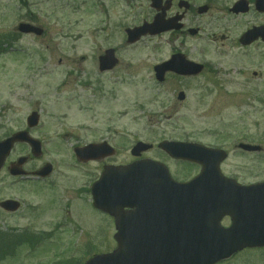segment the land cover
<instances>
[{
	"label": "rangeland",
	"instance_id": "obj_1",
	"mask_svg": "<svg viewBox=\"0 0 264 264\" xmlns=\"http://www.w3.org/2000/svg\"><path fill=\"white\" fill-rule=\"evenodd\" d=\"M125 1L0 0L4 49L0 50V140L26 128L27 116L38 111L40 126L34 136L43 140L44 152L25 168L33 171L46 162L54 166L45 181L20 183L11 177L7 165L30 152L17 145L7 158L0 172V201L17 198L22 207L15 213L0 208V264H83L94 253L116 247L111 220L91 207L88 190L101 168L80 164L73 152L77 144L100 141L111 132L124 133L127 148L112 159L116 162L138 159L131 150L139 141L157 144L167 139L223 147L246 136L264 145V95L255 96L248 90L246 75L232 68L212 73L217 84L209 82L207 90L192 86L185 104L173 98L171 91L154 90L149 81L152 65L165 58L171 46L154 49L161 45L160 39H153L149 47L128 49L130 83L121 88L109 82L112 76L89 68L93 52L98 46L105 48L109 32L120 39L119 29L110 30L106 12L112 7L115 13L120 11ZM135 1L138 5L140 0ZM113 20L118 24L116 16ZM21 22L42 27L43 35L18 32ZM5 40L11 45H5ZM215 48L214 44L209 48L214 65L233 64L226 57L217 60ZM263 80L264 75L251 78L258 87ZM151 155L166 163L175 179L186 180L199 171L196 165L162 153ZM252 163H258L256 169ZM260 163L264 155H244L230 148L224 171L237 176L238 172L242 181L262 180L264 165ZM222 264H264V249H246Z\"/></svg>",
	"mask_w": 264,
	"mask_h": 264
},
{
	"label": "water",
	"instance_id": "obj_2",
	"mask_svg": "<svg viewBox=\"0 0 264 264\" xmlns=\"http://www.w3.org/2000/svg\"><path fill=\"white\" fill-rule=\"evenodd\" d=\"M165 28L164 22L156 18L153 24L129 30V41ZM20 30L42 34L41 29L30 24H22ZM194 65L170 61L156 69L160 74L167 68L197 72L199 69ZM28 122L30 126L37 124V113ZM17 140L30 142L33 153L41 154L39 141L30 138L27 132L16 133L0 142V169ZM141 144L136 146L137 152ZM160 146L174 157L204 164L201 173L189 182L180 183L173 180L164 164L150 160L106 166L93 185V199L96 207L115 217L118 245L112 252L94 255L85 264H215L245 247L264 246V182L242 186L224 177L219 163L225 153L220 149L175 141H164ZM92 150L89 146L76 151L79 156L90 158ZM25 160L19 159V164ZM50 171L48 164L36 173L45 176ZM22 172L12 169V173ZM1 205L10 210L18 208L11 201ZM124 207L134 209L125 212ZM226 213L233 218L229 228L221 225Z\"/></svg>",
	"mask_w": 264,
	"mask_h": 264
},
{
	"label": "flooded vegetation",
	"instance_id": "obj_3",
	"mask_svg": "<svg viewBox=\"0 0 264 264\" xmlns=\"http://www.w3.org/2000/svg\"><path fill=\"white\" fill-rule=\"evenodd\" d=\"M135 2V0H126L124 7L121 8L120 11L115 13V8L112 7L111 11L106 12L107 24L110 26V30L112 31L114 28L115 30L119 29L121 36L117 41L115 33L109 32L106 38L105 48L98 46L95 52H93L91 57L92 66L89 68L92 69L94 73L107 75L108 77L112 76L109 82L118 88L128 85L130 83V74L128 72L129 63L126 59V52L131 47H149L152 40L157 38L160 39L158 42H160L161 45H155L154 49L163 47L162 44L171 46L167 51V56L156 61L152 65L153 72L149 81L154 85V90H159L160 93L162 90L171 91V96L173 98H176L179 103L185 104L189 100L188 90H190L192 86L198 85L200 89L207 90L209 82L217 84L216 80L211 76L212 73H217L221 70H230L231 72L232 68V72L234 71L238 75H246L244 78L246 84L251 87V89L248 90H252L255 96L258 94L264 95V80L261 82V85L259 84L261 87H258L257 83L251 82L252 77L262 78L264 75V0H140L138 5H135ZM134 9H140V12L137 13ZM115 16L119 20L118 24H114L113 19ZM156 17L164 20L169 28L156 34H146L134 43H129L127 41V29L141 26L144 23H151ZM158 42L156 44H158ZM212 44L215 45V49L218 51L219 57L217 60L226 57V62L229 64L231 61L233 64L224 66L219 62L218 65H214L210 59L209 51ZM258 48L261 50L259 56L257 54ZM233 49H235V53H233ZM105 54H107L108 58L106 64L102 66L101 57ZM85 58V56H82V60ZM171 60L178 64L187 61L195 62L197 64L195 66L199 70L197 72H182L179 68H167L162 74L156 71V65ZM258 65L261 67L256 69ZM75 69L79 70L84 68L82 66H76ZM100 83L94 84H98L100 87ZM98 90L100 89L96 91ZM180 92H184L185 96L183 99L179 98ZM22 130H26L30 134L34 132V129H29L27 126ZM113 136H115V138H113ZM239 138L241 139L239 142L238 139H235L230 145H224L222 147L228 153L227 157L220 164L222 172L226 176L236 179L243 185H250L264 180L247 182L241 180L238 172H235L238 176L225 173L224 165L230 157V148H234L236 151L244 153V155H264V145L261 143L262 141H259V139L255 141L244 139L247 138L246 136H239ZM243 140H245L246 143L256 145V148L253 150L240 148L238 145L244 142ZM236 142L238 143L236 144ZM89 143H103L106 148H103V153L96 156L95 159L89 161H80L77 159L80 164L92 163L96 166H100L101 173L106 165L129 163L112 161V159L118 157L123 149L126 150L127 148V141L124 133H122V136H118L114 132H111L108 137L100 141L94 140L88 143L77 144L73 149L75 147H83ZM147 144L149 145L141 147L142 150L137 158H150L152 160L162 161L151 155L153 152H159L172 160L181 161L171 158V156L159 148V143ZM20 145L31 153V147L27 143H22ZM109 145L115 149V154L109 155L111 153ZM20 157L21 156L15 161L9 162V164L13 168L19 169L16 162ZM27 157L28 160L24 164L23 170L32 173L34 170H27L25 165L32 160L33 157L31 154H28ZM193 164L200 167L199 164ZM260 164L264 165V163ZM251 165L256 169L258 163H252ZM99 175L100 174L97 176L99 177ZM11 177L20 183H38L47 179H35L32 176L11 175ZM98 177H96L94 181L97 180ZM189 179L191 178L182 181H187ZM66 214L68 215V211H66ZM102 214L111 220L113 226V218L108 214ZM231 222L232 219L229 215L222 218V225L224 227H229Z\"/></svg>",
	"mask_w": 264,
	"mask_h": 264
}]
</instances>
